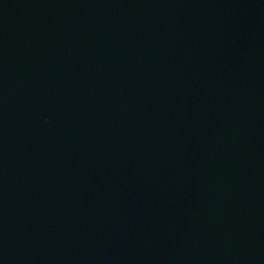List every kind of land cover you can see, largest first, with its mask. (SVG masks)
I'll return each instance as SVG.
<instances>
[{"label": "water", "instance_id": "95a60500", "mask_svg": "<svg viewBox=\"0 0 264 264\" xmlns=\"http://www.w3.org/2000/svg\"><path fill=\"white\" fill-rule=\"evenodd\" d=\"M0 264H264V0H0Z\"/></svg>", "mask_w": 264, "mask_h": 264}]
</instances>
